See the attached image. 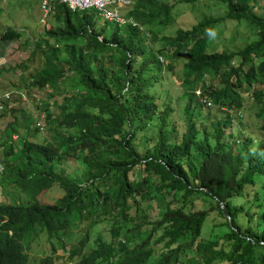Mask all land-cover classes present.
<instances>
[{
	"label": "clouds",
	"instance_id": "clouds-1",
	"mask_svg": "<svg viewBox=\"0 0 264 264\" xmlns=\"http://www.w3.org/2000/svg\"><path fill=\"white\" fill-rule=\"evenodd\" d=\"M6 1L0 0V7ZM208 2L211 8L222 6V14L209 11L187 23L188 16L193 13L175 14L173 11L178 5L192 8ZM34 4V11L37 8L39 22L43 25L36 23L33 28L20 18V29L12 24L0 30V121L13 117L0 128V193L3 196L0 201V264H56L58 261L61 264H142L140 239L133 218L114 220L104 214L85 217L79 214L77 207L74 208L77 205L70 197V189L90 183L88 160L92 154L86 145L78 143L77 148L72 149L74 145L69 144L70 140H63L62 147H53L46 142L50 127L49 106L52 112H57L50 104L62 99L70 104L69 92L77 90L74 80L79 60L74 55L75 50L72 54L66 51L63 34L82 19L89 20L84 26L85 31L81 30L68 41L69 46L74 44L79 48L85 43V36L93 35L103 41L116 26L113 39L108 41L115 51L112 54L127 57L126 61L134 64L133 68L124 69L126 80L122 91H127L135 84L136 77L141 76L147 92L156 98L159 106L168 94L165 89L170 85L168 80L177 81L175 88L183 99L178 107L184 104L185 92L187 96L194 95L193 100L205 103L203 108L211 115L224 116L215 111L226 107L213 103L216 101L209 93L211 89L219 96L236 92L243 103L244 96L251 93L250 103H244L238 110L227 111L233 117L231 128L235 130L231 131L235 133L239 125H244L241 113L245 108L249 107L256 115L255 120L258 119L257 110L251 104L253 91H264V30L244 18L230 20L228 5L238 7L246 16H251L252 12L260 15L264 12V0H38ZM21 15L29 16L27 9L17 8L8 14L11 21ZM239 29H244L245 35L236 40L234 36ZM100 30L103 32L99 33ZM6 32L18 33V36L3 38ZM14 43H18L17 48ZM26 43H33V50L26 51ZM13 50L25 56L9 64L8 54ZM37 52L42 53L43 64L38 76L30 78V84L2 86L5 72L16 68L22 71L30 59L34 61ZM145 60L147 64L141 68ZM47 62L55 68L52 75L57 78L55 82L52 77H42ZM195 67L201 69L200 78L211 85L208 94H203L200 86L195 88L196 84L185 87L186 90L182 87L185 74ZM211 67L214 69H209ZM237 68L249 74L250 81L239 85ZM253 84L258 87L253 88ZM168 95L171 101L173 98L179 101ZM209 107L217 109L214 111ZM179 111L178 108L173 114L175 124L168 126H175L181 134L184 117L176 119ZM74 130L79 132L78 127ZM73 150L75 153L72 154ZM46 165L47 168L55 165L61 178L52 179ZM18 175L23 176V182L19 184L16 182ZM104 224L109 225L110 236L101 230ZM47 226H52L51 233L46 230ZM123 245L126 249L121 251ZM161 252L167 250L151 255L147 263L155 264Z\"/></svg>",
	"mask_w": 264,
	"mask_h": 264
},
{
	"label": "trees",
	"instance_id": "trees-1",
	"mask_svg": "<svg viewBox=\"0 0 264 264\" xmlns=\"http://www.w3.org/2000/svg\"><path fill=\"white\" fill-rule=\"evenodd\" d=\"M228 7L230 20L244 18L264 30V12L246 16L238 7ZM76 17L79 18L77 14ZM88 21L82 19L62 37L66 51L72 54L75 50L79 60L74 80L77 90L67 97L72 106L62 99L50 104L57 112H52L50 106L47 111L49 145L62 147L63 140H70L72 149L83 143L92 154L88 160L90 183L70 189V197L77 205L74 208L85 217L104 214L114 220L133 218L142 264H154L147 263L148 258L162 250L167 252H161L155 264H264V137H253L244 125H239L235 133L226 131L233 123L227 111L243 107L241 96L236 92L219 96L210 90L216 102L210 100L218 107L226 106L217 111L223 116L211 115L204 110L205 103L185 92L182 107H175L168 94L159 106L141 76L123 92L124 69L134 64L126 61L127 57L112 54L115 51L108 41L113 39L116 26L103 41L83 35L85 43L81 47L68 45L71 37L85 31ZM13 36L18 33L6 32L3 38ZM104 64L106 68L102 69ZM146 64L143 61L141 68ZM200 70L195 67L185 74L183 89L196 84L195 88L200 86L203 94H208L211 85L200 78ZM54 72V66L47 62L42 77L51 78ZM235 73L239 85L250 81V75L243 70L237 68ZM251 107L257 110L263 134V89L253 91ZM178 108L184 117L181 134L175 126H168L175 124L173 114ZM210 117L217 118L207 125ZM64 147L69 148L66 144ZM107 154L111 156L105 157ZM46 169L52 179L61 178L55 165H46ZM16 182H23V176L18 175ZM249 187L253 188L250 200L244 198ZM199 196H204L207 207L193 209ZM147 203L153 210L146 214L143 206ZM215 210L221 220L213 226L226 229L217 235L212 230L204 238L202 227ZM46 230L51 233L53 228L47 226ZM125 249L123 245L121 251Z\"/></svg>",
	"mask_w": 264,
	"mask_h": 264
},
{
	"label": "rangeland",
	"instance_id": "rangeland-1",
	"mask_svg": "<svg viewBox=\"0 0 264 264\" xmlns=\"http://www.w3.org/2000/svg\"><path fill=\"white\" fill-rule=\"evenodd\" d=\"M38 2V0H8L4 3H2L0 10H1V14H0V30H2L4 27L6 26H12V24L16 25L19 29L21 28L20 26V18H24V22L28 25H32L33 28L36 25V23L43 25L42 23L39 22V15L37 12V8L36 11H34V8L36 7L34 3ZM185 4V3H184ZM211 3H204V4H196L194 7L190 8L189 5H186V7H181L180 5H178L177 7L174 8V13L175 14H181L184 12H190L193 14H190L186 20L187 23H190L192 21L195 20V16L196 17H201L203 14H206V12H212L215 15H220L223 12V7L222 6H216L211 8L210 7ZM17 8H24L25 10L27 9L29 16L27 15H21V16H16L15 19H13L14 21H11L8 14H11L14 10H16ZM195 14V15H194ZM52 23V22H51ZM244 26V25H243ZM247 27V26H245ZM47 28L45 27V30ZM28 31V30H27ZM106 31H110V28H106ZM29 33H31L30 31H28ZM167 33L170 32V30H166ZM22 36L25 35L24 32H20ZM32 34V33H31ZM245 35V30L244 29H239L238 32H236L235 34V39L237 40L238 38L242 37ZM27 47L25 48L26 51H31L33 50V43H26L25 44ZM15 48L18 47V43H14ZM25 55L23 54H18L15 50H13L12 52H10L8 54V62L9 64H13L14 62L22 59ZM42 53L41 52H37L33 60H29V63H27L23 70L20 71V68H16L15 71H7L5 72V78H4V82L2 86H9L11 84H23V83H27L30 84V78L34 77V76H38L40 67L42 66ZM20 71V72H19ZM168 83L170 84L168 87H166L165 89L168 90V94H171L173 97L178 98L179 101L177 102L174 98L172 99L173 104L176 105H181L183 102V99L178 95L180 92L175 88V84L177 83V81H170L168 80ZM175 83V84H174ZM252 87H258V85L253 84ZM0 93H2V90L0 89ZM247 94V93H245ZM36 96H40L38 94H35ZM246 98L245 100V104L250 103V97H251V93L247 94L244 96ZM164 99V98H163ZM159 101V100H157ZM27 108L31 109L32 105H28L27 103H23ZM20 104V105H23ZM211 109H214V111L217 108H212L209 107ZM15 109H18L17 106ZM217 112V111H215ZM242 115V121L244 123V125L246 126V131L250 132L251 135L253 137H264V133L261 134L260 130H259V124H260V120L257 119V121L255 120L256 115L254 114L253 111H251V109L249 110V107L245 108V110L242 111L241 113ZM183 118V114L181 111L178 112V114L176 115V119L177 120H182ZM217 117H210L209 120L206 121L207 125H211V120L216 119ZM13 117H7L3 122L0 121V128L3 127L4 123H7L9 121H12ZM231 130H235V128H227L226 131L229 132ZM111 156V154H107L105 155V157H109ZM133 176V173L130 174ZM245 199H251L253 197V188H247L245 191ZM204 196H199L198 198H195L194 201V206L193 209H203L207 207L208 203H205V201L203 200ZM3 199L2 194L0 193V201ZM152 211L153 209L151 208V204L147 203V205L143 206V212H146V214L149 211ZM155 211V210H154ZM138 215V214H137ZM217 213L216 210L214 212L211 213V215H209V217L206 219L202 230H201V234L204 238H208L211 231H217L216 234L213 235H217V234H222L226 227L225 226H218V227H214V223L221 220V217H216ZM255 223V221H253V224ZM108 229H109V225L108 224H104L101 225V230H103V232L105 233L106 236H110V234L108 233ZM212 234V233H211ZM159 246V245H158ZM56 264H61V261H58Z\"/></svg>",
	"mask_w": 264,
	"mask_h": 264
},
{
	"label": "built area",
	"instance_id": "built-area-1",
	"mask_svg": "<svg viewBox=\"0 0 264 264\" xmlns=\"http://www.w3.org/2000/svg\"><path fill=\"white\" fill-rule=\"evenodd\" d=\"M74 1V0H73Z\"/></svg>",
	"mask_w": 264,
	"mask_h": 264
}]
</instances>
